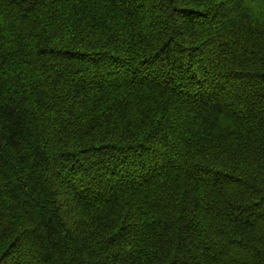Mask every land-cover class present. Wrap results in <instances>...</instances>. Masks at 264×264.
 <instances>
[{
    "label": "trees",
    "instance_id": "obj_1",
    "mask_svg": "<svg viewBox=\"0 0 264 264\" xmlns=\"http://www.w3.org/2000/svg\"><path fill=\"white\" fill-rule=\"evenodd\" d=\"M0 264H264V0H0Z\"/></svg>",
    "mask_w": 264,
    "mask_h": 264
},
{
    "label": "clouds",
    "instance_id": "obj_2",
    "mask_svg": "<svg viewBox=\"0 0 264 264\" xmlns=\"http://www.w3.org/2000/svg\"><path fill=\"white\" fill-rule=\"evenodd\" d=\"M248 6H250V5H248Z\"/></svg>",
    "mask_w": 264,
    "mask_h": 264
}]
</instances>
